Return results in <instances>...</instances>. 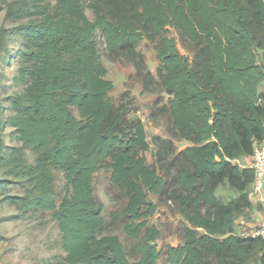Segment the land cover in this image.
Returning <instances> with one entry per match:
<instances>
[{
  "label": "trees",
  "instance_id": "trees-1",
  "mask_svg": "<svg viewBox=\"0 0 264 264\" xmlns=\"http://www.w3.org/2000/svg\"><path fill=\"white\" fill-rule=\"evenodd\" d=\"M0 10L11 23L0 28L3 63L15 65L12 84L6 87V75L0 81V170L27 182L23 195L4 200L24 211L52 210L65 251L55 264H158L161 256L167 264H254L257 254L264 264V239L234 228L252 206L254 178L237 160L264 141V0H0ZM170 27L191 59L179 52ZM98 39L109 58L132 62L138 73L146 68L140 43L153 46L169 96L162 109L167 129L191 143L164 175L147 161L141 119L109 97L114 84ZM12 85L17 89L9 91ZM6 135L20 144L7 145ZM26 150L35 154L32 164ZM102 169L122 202L110 217L132 240L135 260L119 236L106 233L93 191ZM56 171L68 185L59 203ZM222 185L236 196H218ZM148 192L175 206L181 243L154 245L161 232L148 221L156 211Z\"/></svg>",
  "mask_w": 264,
  "mask_h": 264
},
{
  "label": "rangeland",
  "instance_id": "rangeland-1",
  "mask_svg": "<svg viewBox=\"0 0 264 264\" xmlns=\"http://www.w3.org/2000/svg\"><path fill=\"white\" fill-rule=\"evenodd\" d=\"M89 18L91 11L86 9ZM9 23L4 18V10H0V28L8 27ZM169 35L175 37L180 53L191 59L192 54L179 38L175 28L168 29ZM101 60L107 69L106 77L110 79L114 87L109 92V97L115 104L120 101L127 103L129 117L139 118L146 130L149 148L145 152L147 161L155 166L161 175L166 173L170 160L174 154L189 145L190 142L173 137L168 129V119L163 107L167 105L169 96L165 93L159 83L158 67L159 61L152 44L143 40L138 50L144 56L145 69L138 73L132 62L123 59H111L106 54L103 42L98 39ZM17 42L9 44L12 49ZM4 49L0 45V81L6 75V87L12 84L11 75L15 72V65L6 68L3 63ZM148 71L149 75H145ZM17 89L16 86L9 87V91ZM74 114L77 111L72 107ZM6 128L4 133H8ZM7 145H19L16 138L5 136ZM26 161L34 162L35 154L26 150ZM6 178L9 182L0 183V249L4 254L7 264H55L61 260L65 251L62 248L61 232L58 222L52 216V210L32 209L24 211L18 205L4 200L8 195H23L27 186L24 177H5L0 170V179ZM56 202L68 193V185L63 172H55ZM226 185H222L218 192L220 197L228 199L229 193ZM94 195L103 204V216L106 220V233L119 236L124 244L128 258L135 260L131 251L132 240L127 236L120 222H115L110 217V212L117 209L122 202L118 199L116 192L111 188L110 174L107 170L98 171L93 178ZM148 200L156 205V211L148 218L149 224L155 225L161 232V236L154 243L158 249L164 245H177L181 240L182 218L176 212L172 202L160 197L158 194L148 192ZM259 255L252 258L254 264H259ZM158 264H167L161 256Z\"/></svg>",
  "mask_w": 264,
  "mask_h": 264
},
{
  "label": "crops",
  "instance_id": "crops-1",
  "mask_svg": "<svg viewBox=\"0 0 264 264\" xmlns=\"http://www.w3.org/2000/svg\"><path fill=\"white\" fill-rule=\"evenodd\" d=\"M259 90L264 93V80L259 86ZM191 144V143H190ZM189 144V145H190ZM242 166H250L251 156H245L237 160ZM221 188L218 187L216 193L218 196L221 194L218 190ZM228 195L230 198H234L236 193L227 187ZM249 197L252 203V206L245 211L239 213L234 221L235 232L239 235H248L252 229L259 223V221L264 217V204L261 203V200L264 199V192L261 194L254 193L249 187L248 189ZM224 198V196H222ZM2 250L0 249V264H7L4 254H1Z\"/></svg>",
  "mask_w": 264,
  "mask_h": 264
},
{
  "label": "built area",
  "instance_id": "built-area-1",
  "mask_svg": "<svg viewBox=\"0 0 264 264\" xmlns=\"http://www.w3.org/2000/svg\"><path fill=\"white\" fill-rule=\"evenodd\" d=\"M250 167L254 171V178L249 187L257 194L264 192V141H255L253 144V152L250 155ZM264 204V199L261 200ZM252 236L264 239V217L250 232ZM156 246V244L154 243Z\"/></svg>",
  "mask_w": 264,
  "mask_h": 264
}]
</instances>
